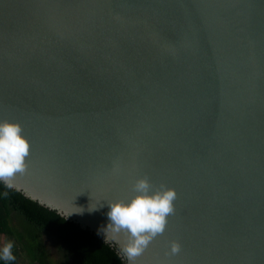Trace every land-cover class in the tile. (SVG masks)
I'll use <instances>...</instances> for the list:
<instances>
[{"label":"water","instance_id":"obj_1","mask_svg":"<svg viewBox=\"0 0 264 264\" xmlns=\"http://www.w3.org/2000/svg\"><path fill=\"white\" fill-rule=\"evenodd\" d=\"M4 119L11 189L124 264L108 202L140 177L177 198L135 264H264V0H0Z\"/></svg>","mask_w":264,"mask_h":264},{"label":"clouds","instance_id":"obj_2","mask_svg":"<svg viewBox=\"0 0 264 264\" xmlns=\"http://www.w3.org/2000/svg\"><path fill=\"white\" fill-rule=\"evenodd\" d=\"M30 141L23 134L18 121L0 120V182L14 187V178L27 169ZM133 195L128 199L108 202L109 223L105 229L106 240L120 244V251L129 264H135L149 244L167 227L168 218L175 213L177 193L163 184L154 186L147 177L137 178L132 186ZM126 239L121 242V236ZM181 245L172 241L170 254L180 252ZM15 260L13 244L0 248V261Z\"/></svg>","mask_w":264,"mask_h":264},{"label":"trees","instance_id":"obj_3","mask_svg":"<svg viewBox=\"0 0 264 264\" xmlns=\"http://www.w3.org/2000/svg\"><path fill=\"white\" fill-rule=\"evenodd\" d=\"M0 234L13 244L15 260L0 264H124L123 260L56 212L0 182ZM52 241V256L46 242Z\"/></svg>","mask_w":264,"mask_h":264},{"label":"rangeland","instance_id":"obj_4","mask_svg":"<svg viewBox=\"0 0 264 264\" xmlns=\"http://www.w3.org/2000/svg\"><path fill=\"white\" fill-rule=\"evenodd\" d=\"M8 242H9V239L7 237H5L4 235L0 234V248H2L3 245L5 243H8ZM46 245H47V248H48L50 254L53 256L55 248H54V245H53L52 241H47ZM19 260L23 264L27 263V259H26L25 256H20Z\"/></svg>","mask_w":264,"mask_h":264}]
</instances>
